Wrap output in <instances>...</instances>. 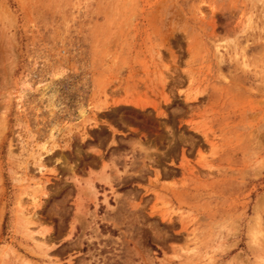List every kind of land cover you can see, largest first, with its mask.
Returning <instances> with one entry per match:
<instances>
[{"label": "rangeland", "instance_id": "374dc122", "mask_svg": "<svg viewBox=\"0 0 264 264\" xmlns=\"http://www.w3.org/2000/svg\"><path fill=\"white\" fill-rule=\"evenodd\" d=\"M0 264H264V0H0Z\"/></svg>", "mask_w": 264, "mask_h": 264}, {"label": "bare ground", "instance_id": "6f19581e", "mask_svg": "<svg viewBox=\"0 0 264 264\" xmlns=\"http://www.w3.org/2000/svg\"><path fill=\"white\" fill-rule=\"evenodd\" d=\"M252 238H253L254 241H255V239H256L255 233H252Z\"/></svg>", "mask_w": 264, "mask_h": 264}]
</instances>
